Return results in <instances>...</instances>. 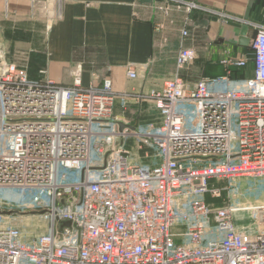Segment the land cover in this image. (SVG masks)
Returning a JSON list of instances; mask_svg holds the SVG:
<instances>
[{"label":"built area","instance_id":"2783aa9c","mask_svg":"<svg viewBox=\"0 0 264 264\" xmlns=\"http://www.w3.org/2000/svg\"><path fill=\"white\" fill-rule=\"evenodd\" d=\"M164 1L252 27L249 52L222 59V75L194 86L176 75L147 93L117 91L108 77L83 85L81 65L67 85L30 79L0 52V264H264V203L242 201L239 188L264 181V23ZM195 58L182 47L176 68ZM250 62L251 75L233 76ZM130 101H151L161 122L120 130L115 108ZM131 137L159 161L134 156ZM212 180L226 182L224 205L204 198L221 195ZM26 211L47 224L29 242L13 222Z\"/></svg>","mask_w":264,"mask_h":264},{"label":"crops","instance_id":"0c3cea01","mask_svg":"<svg viewBox=\"0 0 264 264\" xmlns=\"http://www.w3.org/2000/svg\"><path fill=\"white\" fill-rule=\"evenodd\" d=\"M196 1L244 18L249 0ZM248 19L264 23V0H254ZM241 25L202 10L187 14L164 0H0V52L6 61L25 68L30 79L48 78L67 85L72 82L74 68L81 65L83 85L108 77L117 91L147 93L176 75L187 82L191 76H218L222 59L249 52L248 46L238 44ZM182 47L192 48L196 58L177 69ZM130 64L134 65V78L126 73ZM115 114L119 122L134 128L142 122H161L151 101H130L125 110L117 105ZM136 142L129 138L127 149L132 151ZM135 149L144 163L159 161L153 156L143 158L142 150ZM263 183L240 190L244 194L241 200L264 203ZM183 229L180 222L173 231L181 233Z\"/></svg>","mask_w":264,"mask_h":264},{"label":"rangeland","instance_id":"374dc122","mask_svg":"<svg viewBox=\"0 0 264 264\" xmlns=\"http://www.w3.org/2000/svg\"><path fill=\"white\" fill-rule=\"evenodd\" d=\"M263 20V19H262ZM193 65V63H192ZM231 73L234 76L240 75V74H244V75H249L250 71H251V66L248 65L244 71L238 70V68H232L230 69ZM224 74L225 70L220 68L218 66V75L219 74ZM181 77V76H180ZM204 77V74L198 77H194L191 76V79L185 81L187 85L189 86H194L199 80H201ZM218 89H221L220 86H218ZM192 107H187V109L191 110ZM136 119V118H135ZM134 119V120H135ZM155 119V118H154ZM155 123V121H149V123ZM146 124H148V122H142L141 124H138L137 127H144ZM136 147H134L132 149V152L134 154V156L138 155L137 151L135 149ZM71 180V178H67L64 180L65 181H69ZM255 182H258V180L254 179V178H250V179H243L240 180V190H248V188H250L249 186H252ZM264 184V183H263ZM210 185L212 186H218L221 189V195L218 198H212L209 196V194H205L204 198L205 200L214 207L217 206H221L224 205L227 202V195L225 192V187H226V182L223 180H212L210 182ZM259 189H262V185L258 187ZM190 198H186L185 202H187L188 200H190ZM182 201L183 200H179V206H178V210L180 212H183L185 210V207L182 205ZM27 213H21V214H17L15 219L13 220L14 225H16L18 227V229L21 232V239L23 241L29 242L33 237L40 235L42 233H44L46 231V221L44 220L43 216L38 214V213H31V211H26Z\"/></svg>","mask_w":264,"mask_h":264},{"label":"water","instance_id":"95a60500","mask_svg":"<svg viewBox=\"0 0 264 264\" xmlns=\"http://www.w3.org/2000/svg\"><path fill=\"white\" fill-rule=\"evenodd\" d=\"M254 0H249L246 12L244 14V18L248 19L250 15L251 8L253 6ZM254 34V29L246 24L241 25L240 27V33L238 38V44L241 46H249L250 39ZM119 129L122 130L125 127H130L131 130H135L133 126L125 125L122 122H118ZM63 225L69 226L70 222L66 221L63 223Z\"/></svg>","mask_w":264,"mask_h":264},{"label":"trees","instance_id":"16d2710c","mask_svg":"<svg viewBox=\"0 0 264 264\" xmlns=\"http://www.w3.org/2000/svg\"><path fill=\"white\" fill-rule=\"evenodd\" d=\"M248 65L251 66V72H252V65H251V62H250V64H248ZM248 65H247V66H248ZM247 66H246V67H247ZM246 67L241 68V69H238V70L244 71ZM236 69H237V68H236ZM233 76H234V75H233ZM243 76H249V75L240 74V75H237V76H234V77H243Z\"/></svg>","mask_w":264,"mask_h":264}]
</instances>
